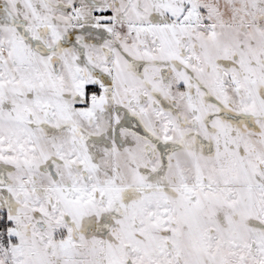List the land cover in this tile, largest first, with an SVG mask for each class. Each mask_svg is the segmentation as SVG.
I'll return each instance as SVG.
<instances>
[{"label":"snow or ice","instance_id":"1","mask_svg":"<svg viewBox=\"0 0 264 264\" xmlns=\"http://www.w3.org/2000/svg\"><path fill=\"white\" fill-rule=\"evenodd\" d=\"M0 264H264V0H0Z\"/></svg>","mask_w":264,"mask_h":264}]
</instances>
